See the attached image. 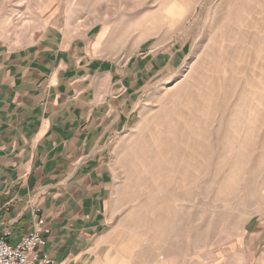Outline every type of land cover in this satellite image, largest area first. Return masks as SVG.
I'll return each instance as SVG.
<instances>
[{"label":"rangeland","instance_id":"1","mask_svg":"<svg viewBox=\"0 0 264 264\" xmlns=\"http://www.w3.org/2000/svg\"><path fill=\"white\" fill-rule=\"evenodd\" d=\"M102 26L119 58L184 45L111 147L108 264H241L264 218V0H0V41Z\"/></svg>","mask_w":264,"mask_h":264},{"label":"crops","instance_id":"2","mask_svg":"<svg viewBox=\"0 0 264 264\" xmlns=\"http://www.w3.org/2000/svg\"><path fill=\"white\" fill-rule=\"evenodd\" d=\"M102 26H48L26 45L0 41V235L32 232L39 207L51 264H108L113 208L111 147L136 119L149 81L183 60L184 45L119 58ZM237 244L241 264H264V218Z\"/></svg>","mask_w":264,"mask_h":264},{"label":"built area","instance_id":"3","mask_svg":"<svg viewBox=\"0 0 264 264\" xmlns=\"http://www.w3.org/2000/svg\"><path fill=\"white\" fill-rule=\"evenodd\" d=\"M32 232L11 244L9 231L0 235V264H51L46 253L41 250L50 229L45 227L39 207L31 209Z\"/></svg>","mask_w":264,"mask_h":264}]
</instances>
